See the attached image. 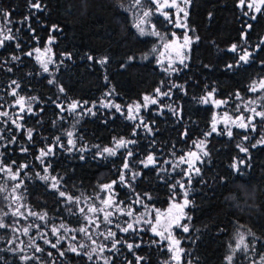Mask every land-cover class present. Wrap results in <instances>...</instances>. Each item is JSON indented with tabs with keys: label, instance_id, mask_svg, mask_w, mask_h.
I'll list each match as a JSON object with an SVG mask.
<instances>
[{
	"label": "trees",
	"instance_id": "1",
	"mask_svg": "<svg viewBox=\"0 0 264 264\" xmlns=\"http://www.w3.org/2000/svg\"><path fill=\"white\" fill-rule=\"evenodd\" d=\"M189 1L187 24L198 40L192 45L186 64L169 71L153 59H137L156 44L154 37H139L133 27L135 11L152 8V0H141L140 5L135 0H0V10L8 14L15 32L13 39L0 47V109L12 102L7 85L13 81L19 85L20 94L38 98L36 114L22 117L20 125L37 129L31 140L14 120L6 124L1 121L4 138H0V163L20 172L21 191L32 212L46 213L56 223L79 227L83 218L68 211L73 210V204L59 197L37 173L42 175L50 164L49 174L60 178L61 190L71 195H90L101 184L118 180L125 159L93 158V152L71 153L67 146L55 144L53 137L61 136V130L69 126L65 120L70 125L76 120L77 108L71 110L67 104L98 103L109 95L115 105L126 107L143 101L145 95H154L159 87L171 90V102L180 114L156 113L153 106L144 113L145 120L153 126L150 133L139 130L133 135L137 123L114 106H97L94 117L79 122L80 133L90 144L108 146L116 138H123L135 141L131 146L136 153L155 152L171 158L183 156L195 140L206 138L209 161L202 165L189 189L183 190L191 202L187 208L190 230L182 243L186 257L192 264H224L232 255V264H249L264 256V144L252 147L264 137V120L254 118L256 129L251 131L250 141L244 140L246 132L239 129L232 137L213 132L210 122L215 109L209 99L226 100L225 110L235 116L251 117L241 103L246 99L257 100L264 111V89L250 90L253 82L264 77V5L261 11L252 12L240 0ZM36 3L39 8L32 7ZM51 36L55 39V64L53 73L48 75L29 53L50 42ZM234 44L236 51H230ZM246 52L252 55L247 62L241 61L239 57ZM13 56L18 59L13 60ZM89 56L93 59L89 60ZM129 57L135 59L129 61ZM102 58H107V63L97 62ZM227 65L233 67L229 69ZM13 137L15 143H9ZM48 145H53L54 153L41 163L40 151ZM240 145L249 152H241ZM241 160L243 164L239 163ZM234 163L239 172L231 167ZM24 164L28 167L21 169ZM137 169L141 175L133 182L135 192L149 193L152 206L167 207L170 175L157 173L153 167ZM117 189L123 197L133 195L126 186L117 185ZM3 196L0 190V204ZM6 222L12 224L9 219ZM241 232L246 233L248 250L241 247L233 252ZM137 233L144 236V243L135 248L137 255L146 258L141 264H162L166 251L162 250L161 239L148 231ZM137 233L120 235L138 243ZM12 237L11 228H0V264H46L42 262L46 261L47 251L52 252L55 264H90L86 256L66 251V241L57 248L44 245L42 253L29 250L28 254L39 260L24 261L21 257L28 254L10 244ZM51 237L55 243L56 236L51 233ZM119 248L120 255L114 256L113 264H125V258H132L135 264L133 253L123 244ZM59 251H65V255L61 257Z\"/></svg>",
	"mask_w": 264,
	"mask_h": 264
},
{
	"label": "rangeland",
	"instance_id": "2",
	"mask_svg": "<svg viewBox=\"0 0 264 264\" xmlns=\"http://www.w3.org/2000/svg\"><path fill=\"white\" fill-rule=\"evenodd\" d=\"M170 1H172V0H155V3H153L152 8L144 10V11H150L151 12V15H149L148 17L143 16L144 11L141 12L137 9L135 11V14H134L135 16H133V27L135 28V31L139 37H142V38H153L154 37L156 39V44L147 53L138 56L137 59L142 60V61L153 59V60H155L156 64L160 65V67H161L160 63L162 62V59L166 56L167 57L166 64H163V65H165L169 69L173 68V69H175L174 71H177L178 69L170 61V55L166 54L164 52V49H163L164 46L168 42H171V44H173L174 46H177V44L179 42H181L182 44H188L190 47H192L194 42H196L198 39H197V37L192 35L189 28L187 30L188 31V38H189L188 42H185L184 39H179L177 41H173L172 39H166V38H164V35L161 32V30L157 29L156 17L161 15L162 5L165 4L166 2H170ZM152 2H153V0H152ZM259 2H260V0H244V3L242 5L246 6L252 12H257L256 8L257 7L260 8L262 5H264L262 3L259 5ZM250 4L252 5L251 8L248 7V5H250ZM176 5H177L178 10L183 9V14H184V12H187V16L186 17H185V15L183 16V20L187 22L189 7H190V1L188 3H185V0H179V2ZM141 19H143L145 21V23L141 24V27L144 28V32H145L144 35H141L140 32L138 31V29L135 27V25L137 23H140ZM4 25H8L7 28ZM153 31L159 33V35H152L151 33ZM14 33L15 32L13 30V27L11 26V22L8 20L7 17H4L3 14H0V40H3V44H4V41H6L4 39V37L5 36L12 37V35ZM50 39H52V40H49L50 42L46 43L44 46L38 45L31 51V56L34 57L35 61L40 66L43 73L48 74V75L53 73V65L55 64L53 47H52V43L55 39L53 36H51ZM133 59H135V57ZM45 64L48 67L47 72L44 71V65ZM184 64L185 63L183 62L180 65L184 66ZM261 81H264V77L253 82L251 84L250 89L252 87H255L257 89L256 91L262 90L260 88V82ZM17 85H18L17 83H15V84L9 83L7 85V88H8L7 92H8V95L12 97V102H10L8 104V107L6 109H0V138H2V137L4 138V136H2L3 135V126L1 125V121H2V123L6 124L7 122H9V120H11V121L14 120L15 121L14 123L16 125H18L19 129H24L25 136L27 139H28L27 133H28L29 129L32 130V136L37 131L36 128L27 127L24 125L20 126V125H22V123H21L23 120L22 117H24L27 114H36L35 106L38 102V98L36 96H26V95L20 94L18 92ZM158 89H159V92H157V89H156V91L154 92L155 93L154 95H145L144 96V97L147 96L150 98L148 101H145L143 99V101H134V102L130 103L129 105H127L126 107L120 106L121 110L119 112H123L129 117L128 109H129V106H131L133 108L131 116L135 117V119H130V118L129 119L132 120L133 122L137 123V125L140 124V121L142 119L144 121V123H146L151 129H153V126H152V124H150V122H147L145 120L144 113L146 111H148L150 108H152L153 106L155 107L154 110L156 113H162L164 111H170L172 113L180 114V111L178 110V107L176 106V104H173L171 102V97H170L171 90L170 91L169 90L168 91L162 90L161 87H159ZM13 91H15L16 95H12ZM253 92H255V91H253ZM164 93H167V95H164ZM33 97H35V99H32ZM21 98H23V105L17 103V101ZM164 99H166V102L163 103L161 100H164ZM152 100H155L156 103H151ZM209 100L215 109V112L212 115L211 122H210L211 127H212L211 131H213V127H215L216 130L213 132L223 133V134L227 135L228 130H231L232 136H233L235 129H239V130L246 132L244 137L247 136L248 139L244 138V140L250 141L251 131H253L251 125H255L254 124V118H260V117L255 116V114L250 111L251 118H252L250 126L248 128H241V127H239V124L241 123V118H245L244 122L248 123V120L246 119L247 117H245L242 114L235 116V115L231 114L230 112H228L227 110H225V107L227 106L226 100H220V99H217L215 97H212ZM217 101H222V103H217ZM253 101L255 103H251ZM72 102H74V101H71L67 104L69 109H71L70 105L72 104ZM241 103H243L248 110L250 108L254 107V108H256L257 111H263L260 108L259 102L255 99H246V100L241 101ZM137 104L141 105L139 110H136V108H135V105H137ZM104 105H108V107H104ZM113 105H115V103L112 101V99L109 97V95H107V96L103 97L98 103H91L88 105L85 104V105H83V107H77V109H76L77 112L75 113V115H76L75 122L70 125L69 122L67 120H65V122L68 123L69 126L64 128L63 130H61L62 131L61 136L57 135V136L53 137V142L55 144H59V145L63 144L65 146H67L68 151H69V149H72L71 151H69L71 153L80 152L77 150L80 148H87V149H89V151H86V152H93L95 154L97 152V148H95L93 146L98 145V144H90L87 141H85V139L82 137V134L80 133V130H79V122L82 119H84L85 117H94L96 115L95 109L97 106L110 109L113 107ZM89 108L92 109V113H95L94 115L87 111V109H89ZM5 112L8 115H6V116L2 115V113H5ZM38 125L42 126V121H39ZM255 129H256V127H255ZM139 130H142L143 133H147V132L150 133L145 127H143V126L137 127L136 126V129L134 130L136 133L135 135L138 134ZM68 132L73 133V136L71 138L76 142L75 148H72V146L67 143L68 139H69V137L67 135ZM57 137H59V142L56 139ZM119 139H121V138H116L111 145H108V146L99 145V146L101 148L111 147V148L115 149L116 148V141H118ZM124 140L128 141V139H124ZM131 145L132 144L129 143L126 148L121 147V148L116 149L117 154L115 156H107V154H105V158L106 157H117V156L124 157V159L127 160V162L129 163L130 169L124 170V169H122V165H121V167L119 168L120 169L119 171L124 172L126 179H130L132 172H138L141 175V170L137 169L138 166H141L144 168L153 167V168H156L155 170L157 171V173H162L163 175H164V173H167L168 175H170L169 179L172 180V182L170 184L171 197H170V201H169L170 204L167 207L161 209V208L152 206L149 203V199H147V198H144V204L147 205L146 208L144 206L137 205V204L131 205L132 209L134 210V215H143L145 219L152 220L153 223H155V218L159 214L160 215V226H157V230L163 231L164 237H167L168 232L164 231L163 225H166L168 223V220L170 219V215L174 216L177 214V210L173 209L172 213L169 215V213H168L169 208L174 203L183 204V200L185 198L183 190L189 189V186L192 184L193 179L196 176L194 169L195 168L201 169L202 165H204L207 161H209V152L207 149V140H206V138H199V139L195 140L193 145L191 146V148L188 151H186V153L183 156L173 157V158L166 157L164 155H161V154H158L155 152H150L148 154L136 153L135 151H133ZM49 147H51L53 149V153H54L53 145H48L42 149L46 150ZM240 147H244V145H240ZM129 150H131L133 153V155L130 157L127 155ZM205 151L208 153L207 156L204 155ZM248 152H249V149H248ZM80 153H82V152H80ZM189 153H195L196 156L200 157V159L197 160L195 158V156H190ZM243 153H245V152H243ZM52 155L53 154H51L49 156H52ZM148 155H153L155 163L150 164L148 167H145L144 163H142V161L146 162ZM96 157L101 159V157H99V156H96ZM45 158L46 157H44L42 159H45ZM190 162L193 164L192 169L189 168ZM0 166L10 167L12 170V173L17 172V171H14L11 166L3 165L1 163H0ZM45 174L46 173L43 171L42 175H45ZM47 175H49L50 179L46 182H48L49 187L52 188L51 184L53 183V181L51 180V177H53V176L51 174H49V169H48ZM189 176H191V183L188 182ZM57 179L60 180V178H57ZM118 180H119V178H118ZM118 180H115V181H118ZM178 181L180 182L179 184L177 183ZM111 182H107V183H103V184H108ZM0 184H1V188L3 190V194H4L3 202L0 204V209L3 211V213L0 214V219H2L5 224L7 223L6 219H9L12 222L11 225L8 224V227L11 228L13 231V237L10 240L11 241L10 244L17 246L19 249L20 248L23 249L24 253H26V254H28L32 249H35L34 247L30 246L33 243L36 245H39L43 249H44V245L50 246V244H46L44 242L45 239L50 240L52 243H54L52 241V237H51V233H52L51 229L53 227H56L57 229H59V232L57 235L61 237L60 243H62L63 241H66L68 243V245L72 244V245H76V246H78L79 244H85V245H87V247L82 250L84 252L90 251V249L93 247L98 248L101 244L107 245L108 247H111V240H105L103 235H99L100 232H104L106 234L108 228H111L112 231L117 232L116 239L122 238L120 234H125V233L119 232V230L116 229L114 226L105 225L103 223H100L99 221H98V223H100L99 228H96L95 226H89L88 222L84 219L85 214L88 215L89 217H92L93 219L95 218L93 213H90L87 211L89 204L95 203L98 206H102L100 204V200L95 199L96 196H100L101 198H105V199L107 198L105 192L101 190V186L103 184H101L99 186V190H97V192H95L94 194H90V195H80V194L71 195V194L66 193L67 195H70L73 197L82 196V199H81V202L79 205L73 204V207L75 208V209L73 208V211H74L73 213L75 215H80L83 218V223L79 227H72V226H68V225L64 224L65 228L68 229V231H65V229L60 228V225L63 223H59V222L56 223L52 220V218H49L48 216H45V218L43 220L39 219V216L44 215V214H37L35 216L29 214V213H34V212H32L30 210V208L27 206L24 195L21 191L23 179L20 175V172H19V176L17 177V179L13 180V179H11V175L7 171H0ZM17 184H19L20 186L18 188H16L15 192H13V187ZM180 184H183L185 187L181 188ZM117 185H121V184L117 183L116 185H114L115 191L118 194L116 198L118 200L124 201V204L121 205V207L126 208V206L129 204V202L131 200H133L135 197H134V195H131L128 197L121 196V192L117 189ZM171 185H176L175 189H172ZM60 186H61V181H60ZM122 187H124V186H122ZM60 189H61V187H60ZM14 196L15 197H21V198L19 200H14L13 199ZM89 197H91L92 199H88ZM18 207H19V212L22 213L23 215H15L14 216L12 213L15 212ZM80 207H83L85 209L84 214H81L78 211V209ZM184 213L186 214V217H189V213L187 210H185ZM5 214H7V215H5ZM7 217H10V218H7ZM101 219H102V215H101ZM112 219L114 220V222H120L121 224H123V222L126 220L129 222H131V220H132L131 217L120 215L119 213L115 214ZM181 223L187 224V226L190 230L189 219H187V218L182 219ZM25 227L29 228V231L27 234H25L23 231V229ZM81 227H88L89 234H91V236H92L91 240L88 239V236L85 235L84 233L76 231L77 229H79ZM137 227L145 229L144 231L145 232L148 231L151 236H155V237H158L161 239L160 236H157V235L153 234L150 230H148L149 226L144 224L143 221ZM173 230H174V227H172L170 229L172 234H173ZM241 233L244 234V236H246L245 232H241ZM241 233H239V235ZM57 235H55L56 239H57ZM239 235L237 237L236 243L238 242ZM42 236H43V238H42ZM73 236L75 237V240L72 239ZM135 236L137 237V239H139V242H138L139 244L144 243V241H143L144 236L141 233H137V235H135ZM173 236H174V234H173ZM178 237L181 239L180 240L181 243H180L179 247L181 249H183V251L179 253V255H180L179 261L174 259V252L170 250L171 241L166 239V238L163 240L161 239L160 244L163 245L162 250L166 251L165 252L166 257L161 260L162 264H192V262L189 260V258L186 257L185 248L182 244L185 240H187V235H180ZM93 240L95 241V243H93ZM126 241L128 243L136 244L132 241H128V240H126ZM245 243H246V241H245ZM120 245H117V247L119 248ZM133 251L135 252L136 249L134 248ZM47 252L49 253L51 251H47ZM40 253H42V252H40ZM48 253L46 255V261L42 262V263L55 264V259L53 258L52 255L49 256ZM130 253H132V252H130ZM115 255H113V253L107 251V248H106L103 253L99 254L100 258L97 257V254H93V259L91 261L90 260L89 261H90V264H104L103 257H112V260H113ZM117 255H120V253H118ZM28 256H32V254H28ZM126 259L127 258H125V261H126ZM131 261H132V258H131ZM224 264H229V261L227 258H226V262ZM231 264H232V262H231ZM249 264H264V260H262V257H261V258L257 259L256 261L249 263Z\"/></svg>",
	"mask_w": 264,
	"mask_h": 264
},
{
	"label": "snow or ice",
	"instance_id": "3",
	"mask_svg": "<svg viewBox=\"0 0 264 264\" xmlns=\"http://www.w3.org/2000/svg\"><path fill=\"white\" fill-rule=\"evenodd\" d=\"M188 2H189V0H185V3H188ZM240 2H241V4H243L244 0H240ZM260 2L262 4H264V0H260ZM140 3H141V0H135V4L136 5H140ZM153 3H155V0H153ZM167 6H169L167 3H165L163 5V7H167ZM32 7L39 8L40 5H39V3H36V4H33ZM248 7L251 8L252 5L250 4V5H248ZM181 11H183V9H181ZM256 11L259 12V11H261V9L259 7H257ZM0 14H3L5 17H7V15H8L7 13H4L3 10H0ZM149 15H151L150 11H144L143 12V16L144 17H148ZM184 15L186 17L187 16V12H184ZM165 18L167 19V14H165ZM252 19H255V16H253ZM143 23H145V21L143 19H141L140 23H137L135 25V27L138 29V31L140 32L141 35L145 34L144 28L141 27V24H143ZM177 26H180V25H177ZM248 27L250 28L251 25H248ZM151 34L152 35H159V33L155 32V31H153ZM4 39L5 40L13 39V37L5 36ZM197 39H198V37H197ZM188 40H189V38L187 36H185V41L188 42ZM262 43H264V41H262ZM2 45H3V40H0V46H2ZM17 47H19V45H17ZM236 49H237V45L234 44V45L231 46V48L229 50L230 51H236ZM30 54L31 53H29V55ZM251 55H252L251 53H247L246 52L244 55H241L239 57V59L241 61L247 62L248 61V57L251 56ZM12 59L16 60V59H18V57L13 56ZM88 59L92 60L93 57L89 56ZM132 59H133L132 57H129V61H131ZM97 62L100 63L101 65H103V64L107 63V58H102V59H100ZM181 63H183V60H181ZM227 67L230 69V68L233 67V65H227ZM9 71H11V69H9ZM44 71L45 72L48 71V67H47L46 64L44 65ZM12 83L15 84L16 82L13 81ZM49 83H52V81H49ZM17 87H19V85H17ZM260 88L264 89V81L260 82ZM250 90L251 91H256L257 89L255 87H252ZM60 91L63 92V88H61ZM157 92H159V89H157ZM12 95H16L15 91L12 92ZM164 95H167V93H164ZM32 99H35V97H33ZM149 99L150 98L147 97V96L144 97L145 101H148ZM17 103L23 105V98L19 99L17 101ZM84 103L86 104L87 101H85ZM151 103H156V101L152 100ZM217 103H222V101H217ZM251 103H255V102L253 101ZM113 106L116 108L117 111L121 110L119 105H113ZM77 107H83V105H81L80 102H78V101H74L70 105L71 110H75ZM104 107H108V105H104ZM140 107H141V105H139V104L135 105L136 110H139ZM63 110L64 109L61 108V111H63ZM87 111L89 113H92V109L91 108L87 109ZM132 111H133V108L131 106H129V109H128L129 118L130 119H135V117L131 116ZM249 111L254 113L255 116H258L262 120H264V111H257L256 108H254V107L250 108ZM92 114L94 115L95 113H92ZM2 115L6 116L8 114L5 112V113H2ZM244 119L245 118H241V123L239 124V127L248 128L250 126V124H251L252 118L251 117L250 118H246L248 120V123H245ZM140 126L145 127L149 132L152 131V129L146 123H144V121L142 119L140 121V124L137 125V127H140ZM251 126H252V130L254 131L255 130V125H251ZM215 130H216L215 127H213V131H215ZM135 134L136 133L134 131L133 135H135ZM210 134L211 133H209L208 135H210ZM27 135H28V139L31 140V138H32V130L31 129L28 130ZM67 135L69 137L67 143L69 145H71L72 148H75L76 147V142L71 138L73 136V133L68 132ZM227 135L230 136V137L232 136L231 130H228ZM244 138L248 139L247 136L244 137ZM56 139L59 142V137H57ZM9 143H15V138L13 137V139ZM129 143L134 144L135 141L134 140L126 141L123 138H121L118 141H116V148L115 149L111 148V147H103V148H101L99 145H94L93 147L97 148V152L95 154H93V158H95L96 156H99L101 158H105V154H107V156H115L117 154L116 153V149L121 148V147H125L126 148ZM261 144H264V137H261L260 140H258L256 143L252 144V147L255 148V147H257L258 145H261ZM59 146L60 147H64L63 144H60ZM71 150L72 149H69V151H71ZM77 150L82 152V153L86 152V151H89V149H87V148H80V149H77ZM21 151L26 152L27 149L26 148H22ZM240 151L247 153L248 149L245 148V147H240ZM51 154H53V149L51 147L47 148L46 150L42 149L40 151V156L38 157V159H41V163H43V159L42 158L47 157V156H49ZM127 155L129 157L132 156L133 155L132 151L129 150ZM189 155L190 156H195V158L197 160L200 159V157L196 156L195 153H189ZM204 155L207 156L208 153L205 151ZM80 159L84 160L85 156L81 155ZM142 163H144L145 167H148L150 164H154L155 160H154L153 155H148L147 156V161L146 162L142 161ZM239 163L243 164L244 161L241 160ZM50 166L51 165L49 164V165H46L44 167V172L46 173L45 175H40L39 173H37V175L39 176V179H41L43 181H48L50 179L49 175H47L48 169H49ZM26 167H28L27 164L20 165L21 169L26 168ZM231 167L233 169H235L237 172L240 171L239 166L237 164H235V163L233 165H231ZM189 168L190 169L193 168V164L191 162L189 163ZM122 169H124V170L130 169V165L127 162V160H125V162L123 163ZM0 171H7L11 175V179H13V180H16L17 177L19 176V171H17L16 173H12V170H11L10 167L0 166ZM194 171H195V174H197V175L200 174V169L199 168H195ZM139 175L140 174L138 172H132L131 176H130V179H126V176H125L124 172L121 171L120 174H119V180L118 181L114 180L111 183L103 184L101 186V190L105 192L107 198L105 199V198H101L100 196H96L95 199L100 200V204L102 206H98L95 203L89 204L88 208H87V211L90 212V213H93L95 218L93 219L92 217H89L88 215L85 214L84 215V219L88 222L89 226H95L96 228H99L100 227V223H103L105 225H112L116 229H118L119 232H122V233H125V234H127L129 232L137 233L139 231H144L145 229L137 227L143 221L144 224L149 226L148 230H150L153 234H155L157 236H160L162 238H166V239L171 241L170 250L174 252V259L179 261V259H180L179 253L182 252L183 249H181L179 247V245L181 243L180 240L176 239L173 236V234L170 231V229L173 227V225H175L176 227L181 228L184 232H188L189 231V228H188L187 224L181 223L182 219H185V218L190 219V217H186V214L184 213V208L187 207L191 203L187 199L188 192L187 191L184 192L185 199L183 201V204L174 203L169 208V210H168L169 215L172 213L173 209L177 210V214L174 215V216L170 215V219L168 220V223L166 225H163L164 231L168 232V236L164 237V232L157 230V226H160V215L159 214L155 218V223H153L152 220L145 219L143 215H134V210L131 207L132 204L141 205V206H144L146 208L147 205L144 204V198L151 199V195L149 193H147V192H145L143 194L135 192V189L133 188V182L135 181V179ZM62 179L63 178H61V180ZM51 180L53 181V183L51 184V187L58 193L59 197H62V198L65 199L66 203L74 204V205H79L80 204L82 196L73 197V196L67 195L65 191L60 189V180H58L55 176L51 177ZM188 182L191 183V176H189ZM117 183L121 184L122 186H126V187L130 188L132 190V194L135 197L133 200H131L129 202V204L126 206V208L125 207H121V205L124 204V201L118 200L116 198L118 194L115 191L114 185H116ZM177 183L179 184L180 182L178 181ZM19 186H20L19 184L15 185L13 187V192H15L16 188H18ZM175 187H176V185H171L172 189H175ZM180 187L184 188L185 186L183 184H180ZM0 190H2V189H0ZM20 198L21 197H15V196L13 197L14 200H19ZM88 199H92V198L89 197ZM68 211H69V213L74 214L72 208H68ZM78 211L81 214L85 213V209L83 207H80L78 209ZM117 213H119L120 215L131 217L132 218L131 222H129L127 220L124 221L123 224H121L120 222H114V220L112 218ZM12 214L14 216L15 215H23L22 213L19 212V207ZM29 214L30 215H34V216L37 215L36 213H29ZM5 215H7V214H5ZM101 215H102V219H101ZM45 216H46V213L44 215L39 216V219L43 220L45 218ZM98 221L100 223H98ZM5 227H8V225H6L3 222V220L0 219V228H5ZM60 228H63V229H65V231H68V229L65 228L64 224H61ZM23 231H24L25 234H27L28 231H29V228L25 227L23 229ZM76 231L84 233L85 235L88 236V239H90V240L92 239L91 234H89L88 227H81V228L77 229ZM51 232H52L53 235H57L58 232H59V229H57L56 227H53L51 229ZM99 235H103L105 240H111V247H108L107 245L101 244L98 248L93 247V248L90 249V251L84 252L82 250L85 249L87 247V245L79 244L78 246H76V245L70 244L66 251L75 253L77 256L84 255V256L87 257L88 260L91 261L93 259V254H97V257L100 258L99 254L103 253L106 248H107V251L113 253V255L118 254L120 252V249L117 247V245L123 244V245L126 246L128 251L132 252L133 255L135 256V264H141V261L146 259L143 256L137 255L133 251L134 248H140L141 247V245L139 243H136V244L128 243L123 238L116 239L117 232L112 231L111 228H108L106 234L104 232H100ZM42 238H43V236H42ZM72 239L75 240V237L73 236ZM60 240H61V237L57 235V240H56L55 243H52L50 240H47V239H45L44 242L46 244H50V246L52 248H57V245L60 244ZM93 243H95L94 240H93ZM153 243H155V242H153ZM30 246L34 247L36 252H43L44 251L43 248H41L39 245H36L34 243L31 244ZM241 247H243L244 251L247 252L248 244L245 243V236L242 233L239 235L238 242L236 243V246H235V249L233 250V252H235L236 250L241 249ZM48 255L51 256L52 253L49 252ZM59 255L61 257H63L65 255V251H59ZM21 259L24 260V261L32 260V259L39 260V257L25 255V256H22ZM103 259H104V264H113L112 257H103ZM227 259L229 261V264H231L233 257L230 255V256L227 257ZM262 260H264V257H262ZM125 264H132V261H128L126 259Z\"/></svg>",
	"mask_w": 264,
	"mask_h": 264
},
{
	"label": "flooded vegetation",
	"instance_id": "4",
	"mask_svg": "<svg viewBox=\"0 0 264 264\" xmlns=\"http://www.w3.org/2000/svg\"><path fill=\"white\" fill-rule=\"evenodd\" d=\"M178 2L179 0H172L170 2H166L169 5L167 7H163V4L161 15L156 17L157 29L161 30L164 35V38L172 39L173 41H177L179 39L185 40V36L188 37V24L186 21L183 20V11L177 9L176 4ZM165 14H167V19L165 18ZM163 49L166 54L170 55V61L174 64L177 69L183 66L180 65L181 60H183L185 64L189 60L191 47L188 44H182L181 42H179L177 46H174L173 44H171V42H168L166 43ZM166 60L167 57L165 56L162 59V62L160 63L161 68H163L164 70L174 71L175 69H169L168 67L163 65L166 64ZM187 199L189 200V196H187ZM188 206L184 208V211L187 210ZM173 227V234L176 239L181 240L178 236L187 235L188 233L184 232L181 228H178L175 225H173ZM161 239L163 240L165 238L161 237Z\"/></svg>",
	"mask_w": 264,
	"mask_h": 264
},
{
	"label": "water",
	"instance_id": "5",
	"mask_svg": "<svg viewBox=\"0 0 264 264\" xmlns=\"http://www.w3.org/2000/svg\"><path fill=\"white\" fill-rule=\"evenodd\" d=\"M261 4V2H259V5ZM207 134H209V132H207Z\"/></svg>",
	"mask_w": 264,
	"mask_h": 264
}]
</instances>
